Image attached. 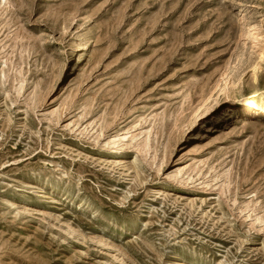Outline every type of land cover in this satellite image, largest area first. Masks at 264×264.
Returning a JSON list of instances; mask_svg holds the SVG:
<instances>
[{
  "label": "rangeland",
  "instance_id": "374dc122",
  "mask_svg": "<svg viewBox=\"0 0 264 264\" xmlns=\"http://www.w3.org/2000/svg\"><path fill=\"white\" fill-rule=\"evenodd\" d=\"M0 264H264V0H0Z\"/></svg>",
  "mask_w": 264,
  "mask_h": 264
},
{
  "label": "bare ground",
  "instance_id": "6f19581e",
  "mask_svg": "<svg viewBox=\"0 0 264 264\" xmlns=\"http://www.w3.org/2000/svg\"><path fill=\"white\" fill-rule=\"evenodd\" d=\"M241 107V106H240ZM242 107H245V108H247L248 110H249V113L251 114L253 111H256V116L259 114V111H260V107L261 106H257V105H253L252 104V102L251 101H246V102H244L243 104H242ZM228 113V111L227 110H224L219 116H218V118L217 119H219L220 120V118H222V117H224L226 114ZM255 116V117H256ZM214 119V118H213ZM245 121V120H244ZM243 121V122H244ZM250 121V120H249ZM249 123V122H248ZM256 123V122H255ZM209 124V123H208ZM243 124V123H242ZM241 125V124H240ZM209 127V126H208Z\"/></svg>",
  "mask_w": 264,
  "mask_h": 264
}]
</instances>
